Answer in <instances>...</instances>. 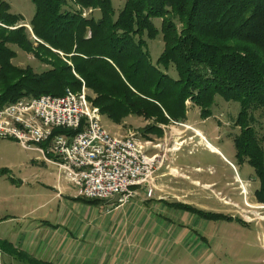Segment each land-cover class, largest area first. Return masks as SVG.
Instances as JSON below:
<instances>
[{"label":"trees","instance_id":"1","mask_svg":"<svg viewBox=\"0 0 264 264\" xmlns=\"http://www.w3.org/2000/svg\"><path fill=\"white\" fill-rule=\"evenodd\" d=\"M32 1L36 11L28 27L0 0V106L26 96L61 95L68 87L79 91L85 83L88 97L112 123L133 116L152 122L138 130L149 138L163 134L159 124L185 122L188 101L204 119L213 115L218 97L236 101V156L255 168L256 197L264 203V0H127L118 14L112 0ZM86 8L101 15L85 16ZM155 39L164 48L154 60L149 41ZM13 46L49 67L38 72L16 65ZM79 131L58 127L54 133ZM176 205L208 220H234ZM3 250L25 264H53L0 239Z\"/></svg>","mask_w":264,"mask_h":264},{"label":"rangeland","instance_id":"2","mask_svg":"<svg viewBox=\"0 0 264 264\" xmlns=\"http://www.w3.org/2000/svg\"><path fill=\"white\" fill-rule=\"evenodd\" d=\"M6 1L12 6L13 12L20 13L25 17L26 24L30 22L36 11V6L32 0ZM126 1L112 0L116 14L123 8ZM84 11L88 17L91 14L95 17L101 15L99 9L86 8ZM156 24L160 26L161 20H156ZM149 45L152 57L155 60L161 54L164 43L162 39H155L150 40ZM13 47L17 50V56L13 60L16 65L21 67L30 65L38 72L49 67L47 64L39 61L33 53H27L17 46ZM187 108L188 117L196 118L199 121L205 120L203 121L204 125L197 126L203 128L204 133L210 141L221 146L222 153L227 159H224L220 154L218 156H210L201 150L187 156V161H189L192 167H201L198 176L200 175L202 180H216L217 195L212 194L203 197L202 205L203 207H212V209L206 208V210L223 212L234 217V220H208L192 212L186 211L187 213L184 214L181 212L182 210L175 207L171 211L175 220H171L170 222L169 243L164 238L161 241L167 243L163 246L165 247L162 250L163 252L156 248L158 246L156 243L146 245L153 253V256L158 254L160 260H146L144 264H264V203L258 201L256 197V190L260 187V181L256 176L255 168L248 162L241 163L236 156L234 138L240 133V127L234 125V120L240 111V104L236 101L227 102L222 97H218L217 103L213 107V115L206 119L200 115V108L190 101L187 102ZM103 122L112 133L120 132L122 134H126L129 129L138 131L141 127L152 123L142 117L134 116L127 118L120 125L112 123L106 116H103ZM182 123L184 122L171 121L168 124L169 128L163 127V129L166 128L167 130V138L172 137L174 139L176 137L175 134L177 136L178 134H187L184 130L179 132L181 129L187 128ZM160 125L163 124H159V127ZM195 132L202 139H206L201 132V134L197 130ZM166 133L164 132L163 136ZM259 134L261 135V130H259ZM215 136L218 137L217 140L214 138ZM193 138L195 139L196 137L193 136L189 139ZM167 152V150H163L161 154V156H165V161L167 160ZM33 154L38 155L36 151L26 150L20 144H16L14 140H0V166L6 162L15 164L12 167H0V171L6 170L2 176L11 178L10 180L14 181L17 186L21 185L23 178H25L30 184H33L29 185L30 191L37 190L38 196L41 197L34 196V193L30 194L26 199L29 202L27 205H30V209L38 206L41 199H47L51 191L47 187L37 183L39 180L37 179L38 174L46 166L43 165L42 161H33ZM231 162L236 166V170ZM53 170L57 172V167H54ZM44 181L47 182L46 180ZM9 183L5 178H0V239L10 242L9 233L14 228H18L20 225L26 224L36 217L42 216L52 219L54 215L51 212L52 207L42 205L37 208L35 213H31L28 219L21 218L12 223L9 220L5 221L4 219L10 210L7 198L8 194L11 191H28V188H20V190L11 189L9 188ZM199 184L197 185L199 186ZM202 186L206 185L201 183L200 187ZM2 194L4 198L1 196ZM184 200L187 201V199ZM210 200L215 202V204ZM24 209L25 207L22 208L20 206V214ZM183 214L185 218L183 217L182 219L180 216ZM194 217L196 218L194 219ZM239 219H242L246 224ZM24 236L30 237L27 231L24 233ZM21 238L24 237L20 236L18 242L22 245L25 241L22 242ZM155 239L158 241L157 238ZM141 246V244H138L136 249L141 248ZM32 256L34 255L32 254ZM148 256L150 255L148 254ZM0 264L25 263L19 261L9 250H3L0 252Z\"/></svg>","mask_w":264,"mask_h":264},{"label":"crops","instance_id":"3","mask_svg":"<svg viewBox=\"0 0 264 264\" xmlns=\"http://www.w3.org/2000/svg\"><path fill=\"white\" fill-rule=\"evenodd\" d=\"M203 121L205 120L199 121L196 118L188 117L182 123L187 128L178 129L179 132L184 130L187 134H178V136L175 134L174 139L167 138V130L163 129V127L169 128L170 126L168 124L160 125L163 134L159 137L151 135L150 138L154 142L164 145V149L151 147L150 153L162 154L163 150L168 152L167 160L154 173L153 193L149 196L145 185L136 186L135 195L124 205L118 204L117 197L94 203L80 197L75 185L58 177L57 172L53 170L56 165L39 160L38 155L33 154L34 159H32L33 156L31 157L33 161H42L46 166L38 174L37 183L51 190L48 198L41 199L38 206L30 209L26 199L31 193L38 196L37 190L30 191L31 189H29V185L33 184L23 178L21 185L17 186L14 181L10 180L11 178L2 176L0 178H5L10 182L8 185L11 189L28 188V191H11L8 194L10 210L4 220H9L12 223L21 218L28 219L30 214L35 213L37 208L42 205L52 207L51 212L54 216L52 219L36 217L28 223L14 228L12 232L8 231L10 232V242L16 248L33 254L34 257L51 261L53 264H144L146 260H160L158 254L153 256L146 245L156 243L158 245L156 248L162 251L165 248L163 246L167 244L161 242L163 238L169 243L170 222L175 220L171 211L176 207L184 214L187 213L176 203H188L199 208L212 209V207H203V197L218 193V189L215 187L216 180H202L200 175L198 176L201 167H192L187 161V156L193 155L199 150L205 151L210 156L220 154L226 159L221 146L210 141L203 128L197 126L204 125ZM196 130L199 134L201 132L206 139L197 135ZM164 132L165 136H163ZM193 136L196 138L189 139ZM214 138L217 140L218 137ZM16 144L19 143L16 141ZM172 145L182 146L180 149H174ZM231 164L236 170V166L232 162ZM12 165L15 164L6 162L0 167L6 168L12 167ZM201 183L206 186L200 187ZM1 196L4 198L3 194ZM211 202L215 204V202ZM20 206L25 207L21 214ZM184 214L180 216L182 219L185 218ZM26 231L30 237L24 236ZM20 236L24 237L21 238L22 242L25 241L22 245L18 242ZM159 238L161 239L159 240ZM138 244L142 246L136 249Z\"/></svg>","mask_w":264,"mask_h":264},{"label":"built area","instance_id":"4","mask_svg":"<svg viewBox=\"0 0 264 264\" xmlns=\"http://www.w3.org/2000/svg\"><path fill=\"white\" fill-rule=\"evenodd\" d=\"M58 127L80 131L55 134ZM0 139H13L56 165L58 177L75 185L80 197H117L119 205L128 203L139 185L152 195L154 173L165 161L160 153L150 154L151 147L164 145L138 131L112 133L85 83L79 91L68 87L61 95L26 96L0 106Z\"/></svg>","mask_w":264,"mask_h":264},{"label":"water","instance_id":"5","mask_svg":"<svg viewBox=\"0 0 264 264\" xmlns=\"http://www.w3.org/2000/svg\"><path fill=\"white\" fill-rule=\"evenodd\" d=\"M26 26L30 27L29 25L26 24Z\"/></svg>","mask_w":264,"mask_h":264},{"label":"bare ground","instance_id":"6","mask_svg":"<svg viewBox=\"0 0 264 264\" xmlns=\"http://www.w3.org/2000/svg\"><path fill=\"white\" fill-rule=\"evenodd\" d=\"M201 134V133H200Z\"/></svg>","mask_w":264,"mask_h":264}]
</instances>
